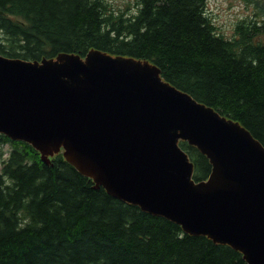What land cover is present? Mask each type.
Masks as SVG:
<instances>
[{
    "label": "trees",
    "instance_id": "1",
    "mask_svg": "<svg viewBox=\"0 0 264 264\" xmlns=\"http://www.w3.org/2000/svg\"><path fill=\"white\" fill-rule=\"evenodd\" d=\"M124 18L105 0H0V55L31 63L100 53L148 63L162 80L240 125L264 147V39L217 33L204 0H138ZM264 34V27L261 30ZM0 264H247L235 248L186 233L110 194L61 153L48 163L30 144L0 134ZM177 145L194 182L210 160Z\"/></svg>",
    "mask_w": 264,
    "mask_h": 264
},
{
    "label": "water",
    "instance_id": "2",
    "mask_svg": "<svg viewBox=\"0 0 264 264\" xmlns=\"http://www.w3.org/2000/svg\"><path fill=\"white\" fill-rule=\"evenodd\" d=\"M0 134L43 155L62 147L69 164L121 201L264 264V147L147 63L0 55ZM178 140L207 156L208 180L193 181Z\"/></svg>",
    "mask_w": 264,
    "mask_h": 264
},
{
    "label": "flooded vegetation",
    "instance_id": "3",
    "mask_svg": "<svg viewBox=\"0 0 264 264\" xmlns=\"http://www.w3.org/2000/svg\"><path fill=\"white\" fill-rule=\"evenodd\" d=\"M259 8L261 11L258 12ZM202 13L214 29L221 33L223 27L230 23L234 24L235 35L245 33L243 30L237 31L238 25H241V29L256 32H260L264 27V0H204ZM259 15L263 17L259 18ZM225 16L233 20L226 22L222 19ZM248 18L252 21L248 22Z\"/></svg>",
    "mask_w": 264,
    "mask_h": 264
},
{
    "label": "rangeland",
    "instance_id": "4",
    "mask_svg": "<svg viewBox=\"0 0 264 264\" xmlns=\"http://www.w3.org/2000/svg\"><path fill=\"white\" fill-rule=\"evenodd\" d=\"M105 1H107L109 3V5L115 10H118V9L124 10L127 7L126 6L127 4L134 6L135 3L137 2V0H105ZM259 9H258V12L261 11V8H259ZM222 19L226 22H230L231 20H233V18L227 17V16L223 17ZM222 33H223V35H225L228 38H233L235 36L234 24L230 23V24L225 25L222 29ZM258 37H260L261 39H264L263 35H259ZM9 150H10L9 144L0 145V154H1V151L4 153L0 157V162H2L3 159H5L7 157L6 154H7V152H9ZM5 152H6V154H5Z\"/></svg>",
    "mask_w": 264,
    "mask_h": 264
}]
</instances>
